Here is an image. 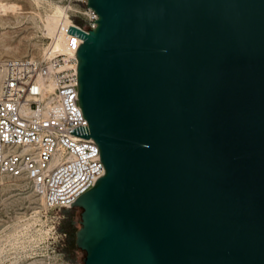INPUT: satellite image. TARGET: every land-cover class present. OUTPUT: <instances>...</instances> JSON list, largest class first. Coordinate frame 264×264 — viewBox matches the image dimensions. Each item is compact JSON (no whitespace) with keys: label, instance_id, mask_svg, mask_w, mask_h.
<instances>
[{"label":"water","instance_id":"95a60500","mask_svg":"<svg viewBox=\"0 0 264 264\" xmlns=\"http://www.w3.org/2000/svg\"><path fill=\"white\" fill-rule=\"evenodd\" d=\"M79 104L105 173L84 264H264V0H89Z\"/></svg>","mask_w":264,"mask_h":264},{"label":"built area","instance_id":"2783aa9c","mask_svg":"<svg viewBox=\"0 0 264 264\" xmlns=\"http://www.w3.org/2000/svg\"><path fill=\"white\" fill-rule=\"evenodd\" d=\"M72 1L40 56L4 60L0 90V171L28 181L55 210L71 208L105 173L98 144L85 137L77 58L83 39L71 32L95 28L98 14L89 0Z\"/></svg>","mask_w":264,"mask_h":264},{"label":"rangeland","instance_id":"374dc122","mask_svg":"<svg viewBox=\"0 0 264 264\" xmlns=\"http://www.w3.org/2000/svg\"><path fill=\"white\" fill-rule=\"evenodd\" d=\"M72 0H0V70L3 62L22 55L40 56L50 37L45 21L56 5ZM75 6V5H73ZM81 21L80 17L77 18ZM3 175V176H2ZM19 180V181H18ZM75 228L81 226V207H74ZM72 208L47 209L28 181L0 171V264H79L86 251L72 260L61 231Z\"/></svg>","mask_w":264,"mask_h":264},{"label":"trees","instance_id":"16d2710c","mask_svg":"<svg viewBox=\"0 0 264 264\" xmlns=\"http://www.w3.org/2000/svg\"><path fill=\"white\" fill-rule=\"evenodd\" d=\"M71 208L72 209L67 218V222H65V224L61 226V231L68 235L67 237L68 240L63 250L68 252L72 260H77V252L78 250H81V248L78 247V245L76 244V231L78 230V228L77 229L75 228L76 220H74V214H73V210L75 208L74 207Z\"/></svg>","mask_w":264,"mask_h":264},{"label":"bare ground","instance_id":"6f19581e","mask_svg":"<svg viewBox=\"0 0 264 264\" xmlns=\"http://www.w3.org/2000/svg\"><path fill=\"white\" fill-rule=\"evenodd\" d=\"M62 13H63V6L59 4V5L55 6L53 13L47 16L46 21H45V31H46V35H48L47 37H53L54 36L56 29H57L59 19H60ZM55 43H56L55 46L59 47V48L64 47V45H65V41L61 38L57 39V41ZM1 77H2V73L0 70V79H1ZM0 90H1V86H0ZM4 174H6V173H4ZM35 195H37L38 199H40V200H42V202H44L43 195L38 194L36 192H35Z\"/></svg>","mask_w":264,"mask_h":264},{"label":"flooded vegetation","instance_id":"af4514ba","mask_svg":"<svg viewBox=\"0 0 264 264\" xmlns=\"http://www.w3.org/2000/svg\"><path fill=\"white\" fill-rule=\"evenodd\" d=\"M68 236V235H67Z\"/></svg>","mask_w":264,"mask_h":264}]
</instances>
